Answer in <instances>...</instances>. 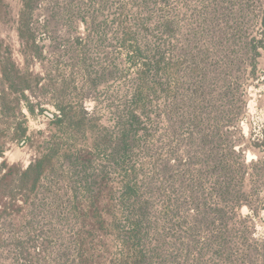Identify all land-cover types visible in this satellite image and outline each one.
Listing matches in <instances>:
<instances>
[{
  "label": "rangeland",
  "instance_id": "rangeland-1",
  "mask_svg": "<svg viewBox=\"0 0 264 264\" xmlns=\"http://www.w3.org/2000/svg\"><path fill=\"white\" fill-rule=\"evenodd\" d=\"M24 3L0 0V68L14 61L21 86H31L26 99L0 76V264H120L126 202L145 205L142 241L151 264L160 255H170L167 264L174 257V264H220L228 255L220 217L198 215L193 195L201 207L220 209L203 152L252 145L264 130V0H41L26 11L37 28L21 38ZM49 18L54 26H46ZM22 40L36 41L43 58L33 59L35 48ZM144 59L151 70L164 69L169 92L151 78L144 84L137 131L119 154V112L130 105ZM102 70L108 74L91 86ZM56 104L74 114L71 124L56 120ZM244 153L247 162L257 158L251 148ZM48 154L37 183L34 172L21 176ZM238 188L258 193L252 203L263 209L243 220L252 212L247 205L227 207L229 255L248 247L264 255L257 241L264 238V184L252 191L247 179ZM174 204L180 208L172 214Z\"/></svg>",
  "mask_w": 264,
  "mask_h": 264
},
{
  "label": "trees",
  "instance_id": "trees-1",
  "mask_svg": "<svg viewBox=\"0 0 264 264\" xmlns=\"http://www.w3.org/2000/svg\"><path fill=\"white\" fill-rule=\"evenodd\" d=\"M24 2V12L22 13L18 21V32L21 38H23L26 33L32 35V31L37 28L36 23L32 21V17H29L26 11L30 8L33 10L36 9L39 6L41 0H24ZM82 22L87 28L91 29V26L96 30H99L100 28V25L95 21L90 24L87 19H82ZM261 23L264 28V13L262 15ZM50 24L54 26L53 19L49 18V20L46 22V26ZM118 29L120 31L121 37L124 38H121V41H127L126 35L128 30L126 31L125 25L121 22H118ZM22 45L25 48L30 46L35 48L31 52V56L33 59L43 58L42 47L36 41H33L32 43H25L22 40ZM257 45L258 44L256 43L255 49L259 47V45ZM143 62L144 66L142 67L143 69H141L136 80L135 89L133 91V97L130 105H126L125 109L119 112L121 119L117 122V124L120 130V134L117 138L116 144L114 145V148L119 154L126 153L131 145L130 139L134 135L133 131H137L135 128V124L137 119L140 117L139 108L142 107H136V105L139 104V102L141 101L140 97L143 96L145 90L144 84H149L148 80L149 78H151V86L156 87V90L160 88V90L163 89L164 91L167 90V92H169V89H165L167 88V86L168 88L170 87L168 81L165 82V80L167 79V75L166 73H163L164 69L162 68L160 72L158 69L151 70L150 67L154 63L147 59H144ZM85 63L86 62L84 61V65ZM107 74L108 72L106 70L100 71L97 74V78L95 80H91V86L97 87V81ZM21 75L22 73L16 67L14 61L11 65L9 62H7L0 68L1 81L6 83L7 89L19 90L21 96L27 99L28 96L26 95V91L30 90L31 86L26 83L21 86V82L25 78ZM56 107L58 108V113H55L54 115L56 120L61 123L71 124L75 117L74 114L72 116L70 110H68L67 107H64L61 104H56ZM29 108L32 112L34 111V109H32L30 106ZM80 108L82 109L83 114H88L87 110L84 109V107L81 106ZM82 121L83 119H80L77 120L76 123L80 124ZM25 137L27 138L26 130L22 132L19 138L24 139ZM249 146L239 144V147L235 148V144L229 142L226 152L220 150V156L214 149L209 151L205 150L203 152V164L205 167L208 166L210 173L214 174L216 178V183L213 190L220 192V209L209 210L205 207H201L202 205L199 203L198 196L193 195V200L197 202L196 205L198 208V215L201 212L204 213L203 218L207 222L211 221L210 217L213 213L216 217H220V246H222L226 254H228L220 255V264H264V255H258L261 250L258 248L253 249L251 247H248L247 253L245 255H229L232 252L230 241L233 240V234L232 227L230 225L231 217L229 216L227 207H230L234 212L235 208H239L243 204L247 205L252 212L251 215L245 216L243 220H248L254 215L259 216L263 209L262 205L254 206L252 203V196L256 195V198L258 197V199H260L258 193L242 192L238 188V184L240 183V181L245 182V180L249 179L253 185L252 191L257 192L258 185L264 184V130L261 134V137H254L252 145ZM203 147H206V145L204 144ZM246 147L251 148L253 151L257 152L256 159H253L250 162L246 161L244 153ZM3 153L4 151L0 149V156H2ZM234 157H240L241 162H239V164H236V159L234 160ZM51 158V154L39 157L37 160H35V163H31L24 171L21 172V176L25 177L27 175H30L31 172H34L33 180L34 183H37L45 172L46 164L51 160ZM200 187L202 188V183L200 184ZM126 188H131L129 183L126 184ZM130 198L129 200H131ZM126 206L129 211L127 218L130 226H128V232L121 238V242L123 245V258L120 264H151L153 262V255L150 254V251H148L149 249L146 248L144 241H142V238H144V226L147 224L146 222L148 220L145 214V205L141 208H135L132 206V204L126 202ZM179 208L180 206L174 204L171 209V213H177ZM243 238L247 237L244 235ZM257 241L261 242V244L264 246V238H262V240L257 239ZM169 256L170 255H160L158 259L159 263L167 264V261L170 259ZM176 260L177 257L171 259V264H174Z\"/></svg>",
  "mask_w": 264,
  "mask_h": 264
}]
</instances>
